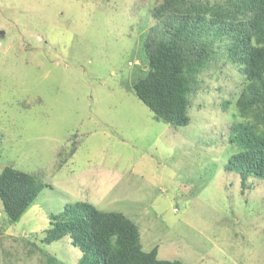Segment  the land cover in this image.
Listing matches in <instances>:
<instances>
[{
  "label": "rangeland",
  "instance_id": "374dc122",
  "mask_svg": "<svg viewBox=\"0 0 264 264\" xmlns=\"http://www.w3.org/2000/svg\"><path fill=\"white\" fill-rule=\"evenodd\" d=\"M156 4L0 0V170L44 185L13 223L0 204V264H76L67 237L42 239L76 201L124 213L159 258L264 264V183L244 187L225 168L234 110L222 103L240 88L238 68L211 61L200 72L186 126L157 119L132 91Z\"/></svg>",
  "mask_w": 264,
  "mask_h": 264
},
{
  "label": "trees",
  "instance_id": "16d2710c",
  "mask_svg": "<svg viewBox=\"0 0 264 264\" xmlns=\"http://www.w3.org/2000/svg\"><path fill=\"white\" fill-rule=\"evenodd\" d=\"M156 3L143 43L147 68L131 83L134 95L157 119L175 128L186 126L200 72L211 61L235 65L243 81L234 98L222 103L234 110L226 132L235 151L225 168L236 172L244 187L252 176L264 183V0ZM43 186L38 174L3 166L0 204L7 220L17 221ZM64 237L79 251L76 264H179L159 258L157 245L146 249L137 224L124 213L103 211L87 201L67 203L51 215L43 241ZM48 257L49 264H65Z\"/></svg>",
  "mask_w": 264,
  "mask_h": 264
}]
</instances>
